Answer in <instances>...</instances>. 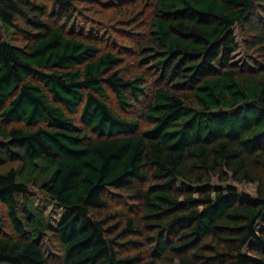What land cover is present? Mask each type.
Returning a JSON list of instances; mask_svg holds the SVG:
<instances>
[{"label":"trees","instance_id":"1","mask_svg":"<svg viewBox=\"0 0 264 264\" xmlns=\"http://www.w3.org/2000/svg\"><path fill=\"white\" fill-rule=\"evenodd\" d=\"M74 2L0 0V209L13 230L0 226V264H264V59L234 60L247 21L264 55V0H154L147 128L108 101L110 89L135 107L145 75L123 76L122 57L67 34ZM28 180L67 209L55 229ZM230 180L256 183V197ZM138 185L139 216L123 226L101 213L109 189ZM144 231L151 259L123 254L120 239Z\"/></svg>","mask_w":264,"mask_h":264},{"label":"rangeland","instance_id":"2","mask_svg":"<svg viewBox=\"0 0 264 264\" xmlns=\"http://www.w3.org/2000/svg\"><path fill=\"white\" fill-rule=\"evenodd\" d=\"M153 3L154 0H75L71 18L69 20L62 19L59 22L64 25L68 35L96 44L102 50L113 51L122 57L123 61L117 69L123 76L145 75L148 92L142 101L136 103L135 107L124 111L118 105L117 99L110 89L111 97L108 100L111 107L121 115L140 118L142 128L150 126L143 114L146 112V104L151 98L153 85L157 84L152 67L141 60V47L150 38L149 29ZM257 10L264 23V3L258 5ZM236 31L245 48L242 47L235 54L234 60L241 64L247 59V64L250 66H255L259 61H263L264 55L252 44L255 37L249 22L239 25ZM16 42L20 45L25 43L21 37H17ZM74 117L78 123H81L78 115H74ZM10 167L20 169V163L9 164L3 170ZM28 182L35 203L45 212L50 229H55L67 213V209L55 202L38 182L34 180H28ZM216 182L218 183V181ZM228 184L236 186L240 193H248L253 197L257 195L256 183H239L230 180ZM145 190L146 186L144 185H138L133 189H109L107 192L109 205L100 211L104 216H109L113 223L121 222L124 226L130 217L139 216L142 213L141 199ZM0 226L4 231L13 233L12 227L1 209ZM130 240L131 242H128ZM120 243L119 249L123 254L141 253L145 258L144 261L151 259L152 234H148L147 231L142 234H127L120 239ZM44 246L50 257L59 259L61 252L52 231H48ZM243 252L249 253V247H246ZM174 264L181 263L176 260Z\"/></svg>","mask_w":264,"mask_h":264}]
</instances>
